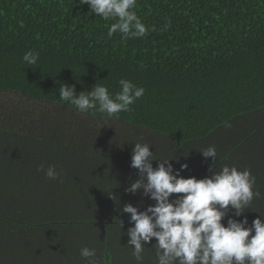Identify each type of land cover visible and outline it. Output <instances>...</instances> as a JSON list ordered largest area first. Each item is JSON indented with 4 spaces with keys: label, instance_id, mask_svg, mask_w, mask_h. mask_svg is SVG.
Returning a JSON list of instances; mask_svg holds the SVG:
<instances>
[{
    "label": "trees",
    "instance_id": "trees-1",
    "mask_svg": "<svg viewBox=\"0 0 264 264\" xmlns=\"http://www.w3.org/2000/svg\"><path fill=\"white\" fill-rule=\"evenodd\" d=\"M135 10L147 35L109 38L114 21L81 0H0V264H87L86 246L98 264H138L122 208L155 202L126 192L139 177L135 142L175 169L187 163L185 177L251 169L261 196L228 215L264 219V0H137ZM122 78L145 93L115 117L60 99L61 83L114 95ZM209 146L215 163L200 151Z\"/></svg>",
    "mask_w": 264,
    "mask_h": 264
},
{
    "label": "clouds",
    "instance_id": "clouds-1",
    "mask_svg": "<svg viewBox=\"0 0 264 264\" xmlns=\"http://www.w3.org/2000/svg\"><path fill=\"white\" fill-rule=\"evenodd\" d=\"M81 4L89 6V13L114 21L108 27L109 38L115 33H120L123 39L141 38L149 31L135 10L137 0H81ZM22 59L32 67L38 64L39 53L30 50ZM119 85L120 91L114 95L100 84L77 94L75 85L61 83L60 99L81 113L96 110L111 118L130 111V106L145 93L143 87L128 79H120ZM151 148L135 142L130 166L139 170V177L126 192H142L155 203L143 211L132 203L122 208L123 213L130 214L128 246L133 248L132 255L138 264H143L144 246L153 238H156L152 246L154 264H264V219L259 215L247 226V217L238 220L228 215L234 210L235 217H240L261 196L254 190L256 177L251 169L224 165L219 171L210 168L212 174L204 178L185 177L180 173L189 167L187 163L175 169L171 163L175 158L157 159ZM200 151L216 162L215 146ZM154 160L160 161L155 167ZM38 170L49 179L60 177L55 166L45 169L41 165ZM108 194L117 199L113 191ZM225 217L227 224L223 222ZM96 255L95 248L86 246L80 250L87 264H98Z\"/></svg>",
    "mask_w": 264,
    "mask_h": 264
}]
</instances>
